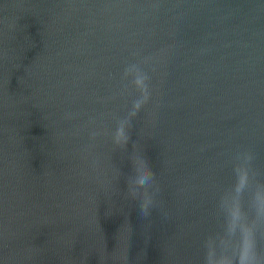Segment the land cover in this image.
<instances>
[{"label":"water","instance_id":"1","mask_svg":"<svg viewBox=\"0 0 264 264\" xmlns=\"http://www.w3.org/2000/svg\"><path fill=\"white\" fill-rule=\"evenodd\" d=\"M0 264H264V0H0Z\"/></svg>","mask_w":264,"mask_h":264},{"label":"clouds","instance_id":"2","mask_svg":"<svg viewBox=\"0 0 264 264\" xmlns=\"http://www.w3.org/2000/svg\"><path fill=\"white\" fill-rule=\"evenodd\" d=\"M144 209H142V211H143Z\"/></svg>","mask_w":264,"mask_h":264}]
</instances>
